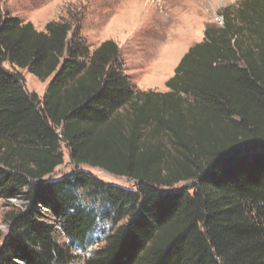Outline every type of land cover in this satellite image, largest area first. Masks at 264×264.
<instances>
[{
    "label": "trees",
    "instance_id": "1",
    "mask_svg": "<svg viewBox=\"0 0 264 264\" xmlns=\"http://www.w3.org/2000/svg\"><path fill=\"white\" fill-rule=\"evenodd\" d=\"M221 15L155 92L114 41L91 51L70 23L0 13V200L26 203L0 264H71L100 243L85 264H264V0ZM21 70L51 78L42 100ZM63 146L136 188L47 179Z\"/></svg>",
    "mask_w": 264,
    "mask_h": 264
},
{
    "label": "rangeland",
    "instance_id": "2",
    "mask_svg": "<svg viewBox=\"0 0 264 264\" xmlns=\"http://www.w3.org/2000/svg\"><path fill=\"white\" fill-rule=\"evenodd\" d=\"M241 0H0V13L32 23L39 31L52 21L70 23L78 29L91 51L106 41H114L121 49L125 73L142 91L167 92L166 82L184 55L201 43L205 30L222 26L221 12L236 8ZM6 68H10L8 64ZM29 92L42 100L51 78L41 81L21 70ZM64 164L47 179L59 180L81 169L91 172L102 182L135 189L136 183L127 177L111 175L87 165L76 166L69 150L63 146ZM26 206L24 198L0 200V251L8 236L6 216ZM62 238V239H61ZM60 240L65 241L63 236ZM103 239V236H97ZM104 243L86 252L75 250L71 264L85 261Z\"/></svg>",
    "mask_w": 264,
    "mask_h": 264
}]
</instances>
